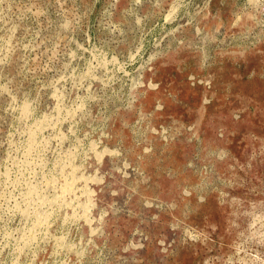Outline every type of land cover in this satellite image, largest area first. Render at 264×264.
<instances>
[{
  "label": "rangeland",
  "instance_id": "1",
  "mask_svg": "<svg viewBox=\"0 0 264 264\" xmlns=\"http://www.w3.org/2000/svg\"><path fill=\"white\" fill-rule=\"evenodd\" d=\"M0 261L264 264V0H0Z\"/></svg>",
  "mask_w": 264,
  "mask_h": 264
},
{
  "label": "bare ground",
  "instance_id": "2",
  "mask_svg": "<svg viewBox=\"0 0 264 264\" xmlns=\"http://www.w3.org/2000/svg\"><path fill=\"white\" fill-rule=\"evenodd\" d=\"M196 1H197V0H196ZM203 1H204V0H203ZM173 2H174V1H173ZM188 3H189V2H188ZM192 4H193V3H192ZM194 4H195V3H194ZM132 5H133V3H132ZM174 5H175V4H174ZM200 5H201V4H200ZM177 6H178V5H177ZM177 6H176V7H177ZM180 6H181V5H180ZM176 7H175V8H176ZM201 7H202V6H201ZM190 8H191V7H190ZM172 10H173V9H172ZM195 11H196V10H195ZM172 14H174V13H172ZM172 16H173V15H172ZM169 17H170V16H169ZM238 18H240V17H238ZM167 20H169V19H167ZM171 20H172V19H171ZM193 25H194V24H193ZM202 28H203V27H202ZM196 30H197V32L199 33V28H198V27H197ZM202 30H203V29H202ZM247 30H248V29H247ZM170 32H173V31H170ZM176 32H177V31H176ZM194 32H195V31H194ZM198 33H197V34H198ZM201 33H202V31H201ZM206 33H207V32H206ZM169 34H170V33H169ZM197 34H196V35H197ZM203 34H204V33H203ZM173 35H174V34H173ZM173 35H172V36H173ZM170 36H171V35H170ZM199 37H200V36H199ZM163 38H164V37H163ZM177 40H178V39H177ZM201 40H202V39H201ZM172 41H174V39H173ZM199 41H200V40H199ZM202 41H203V40H202ZM197 42H198V41H197ZM199 43H200V42H199ZM156 45H159V43L156 44ZM167 45H168V44H167ZM203 45H204V44H203ZM199 47H200V46H199ZM199 49H200V48H199ZM203 50H204V49H203ZM164 51H165V50H164ZM152 53H153V52H152ZM163 54H164V53H163ZM205 54H206V53H205ZM150 55H151V54H150ZM152 55H153L152 57L154 58V54H152ZM159 56H160V55H159ZM114 57H115V56H114ZM156 58H157V57H156ZM150 59H151V58H150ZM104 64H105V62H104ZM140 66H141V65H140ZM145 67H146V66H145ZM141 68H142V67H141ZM145 69H146V68H145ZM136 78H137V77H136ZM133 79H134V78H133ZM150 85H151V84H150ZM132 87H133V86H132ZM136 88H137V87H136ZM131 91H132V90H131ZM143 97H144V96H143ZM134 100H135V99H134ZM204 101H205V100H204ZM204 101H203V102H204ZM131 102H132V101H131ZM156 107H157V106H156ZM25 111L28 112V111H27V108H26ZM25 111H24V112H25ZM140 113H141V112H140ZM139 116H140V115H139ZM145 116H147V115H145ZM147 117H148V116H147ZM137 121H138V120H137ZM39 128H40V126H39ZM39 128H38V129H39ZM31 130H32V129H31ZM34 131H35V130H34ZM152 131H153V130H152ZM30 132H31V131H30ZM155 132H156V131H155ZM163 132H164V131H163ZM30 134H31V133H30ZM35 134H36V133H35ZM35 134H34V135H35ZM161 134H162V133H161ZM172 134H173V133H172ZM162 135H163V134H162ZM30 136H32V135H30ZM30 138H31V137H30ZM35 138H36V137H34L33 139H35ZM33 139H31V140H33ZM164 140H165V139H164ZM34 141H35V140H34ZM29 142H30V140H29ZM31 142H32V141H31ZM36 142H37V139H36ZM92 143H93V142H92ZM32 144H33V143H32ZM34 144H35V143H34ZM92 145L95 146L94 144H91V146H92ZM31 146H32V145H30V147H31ZM93 146H92V147H93ZM150 147H151V146H150ZM88 149H89V148H88ZM104 149H105V148H104ZM117 150H118V149H117ZM149 151H150V150H149ZM90 152H91V151H90ZM106 152H107V151H106ZM116 152H118V151H116ZM116 152H115V153H116ZM99 153H100V152H99ZM115 153H114V154H115ZM120 153H121V152H120ZM92 154H93V153H92ZM96 154H97V153H96ZM99 156H100V155H99ZM111 156H112V155H111ZM118 156H119V155H118ZM112 157H114V156H112ZM121 157H122V156H121ZM121 157H120V158H121ZM95 158H96V156H95ZM96 160H97V159H96ZM101 160H102V159H101ZM101 160H100V162H101ZM122 164H123V162H122ZM73 166H75V165H73ZM79 168H80V167H79ZM79 168H78V169H79ZM121 168H123V167H121ZM73 169H74V168H73ZM119 170H120V169H119ZM74 171H75V170H74ZM81 172H82V171H81ZM119 172H120V171H119ZM70 173H71V172H70ZM73 173H74V172H73ZM94 173H95V172H94ZM79 174H80V173H79ZM89 175H90V174H89ZM66 177H67V176H66ZM66 177H65V178H66ZM72 177H73V176H72ZM67 178H68V177H67ZM79 178H83V176H82V177H79ZM87 178H88V177H87ZM89 178H90V177H89ZM92 178H93V177H92ZM73 180H75V179L73 178ZM86 180H87V179H86ZM86 180H85V183H86ZM92 180H93V179H90V181H92ZM95 180H96V179H95ZM95 180H94V181H95ZM70 181H71V180H70ZM78 181H79V180H78ZM82 181H84V180H82ZM64 182H65V181H64ZM66 183H67V182H66ZM78 183L80 184V182H78ZM82 183H83V182H82ZM101 183H102V182H101ZM64 184H65V183H64ZM72 184H73V183H72ZM66 185H68V183H67ZM84 185H85V184H84ZM81 186H82V185H81ZM30 187H31V186H30ZM35 187H36V186H35ZM35 187H34V188H35ZM47 187H48V186H47ZM49 187H50V186H49ZM50 188H51V187H50ZM60 188H61V187H60ZM65 188H66V187H63V189H65ZM70 188H71V190H72V187H70ZM80 188H81V187H80ZM74 189H75V188H74ZM86 189H88V188H86ZM86 189H85V190H86ZM36 190H37V188L35 189V191H36ZM86 191H87V190H86ZM90 191H91V190H90ZM65 192H66V189H65ZM84 192H85V191H84ZM87 192H88V191H87ZM28 193H29V192H28ZM63 193H64V192H63ZM85 193H86V192H85ZM30 194H31V193H30ZM69 194H70V193H69ZM73 194H74V193H73ZM58 195H59V194H58ZM81 196H82V195H81ZM69 197H70V196H69ZM86 197H87V196H86ZM75 198H76V197H75ZM83 198H84V197H83ZM87 198H88V197H87ZM58 199H59V198H58ZM62 200H63V199H62ZM70 200H71V199H70ZM74 200H75V199H74ZM90 200H91V199H90ZM64 201H65V200H64ZM71 202H72V201H71ZM87 202H88V201H87ZM61 203H62V202H61ZM67 204H69V202H68ZM78 204H79V203H78ZM34 205H35V204H34ZM59 205H60V204H59ZM84 205H85V204H84ZM90 205H91V204H90ZM35 206H36V205H35ZM76 206H77V204H76ZM85 206H86V205H85ZM29 207H30V205H29ZM29 207H28V208H29ZM55 207H56V206H55ZM69 207H70V206H69ZM72 207H73V206H72ZM80 207H81V206H80ZM51 208H52V206H51ZM82 208H84V207H82ZM62 209H63V208H62ZM89 209H90V208H89ZM26 210H27V209H26ZM43 210H44V209H43ZM81 210H82V209H81ZM86 210H87V207H86ZM30 211H31V210H30ZM84 211H85V210H84ZM25 212H26V211H25ZM45 212H47V210H45ZM51 212H52V211H51ZM51 212H50V213H51ZM53 212H54V211H53ZM87 212H89V211H87ZM26 213H27V212H26ZM26 213H25V215L30 216L29 214H26ZM48 213H49V212H48ZM48 213H47V214H48ZM62 213H63V212H62ZM75 213H76V212H75ZM77 213H78V211H77ZM81 213H82V212H81ZM85 213H86V212H85ZM85 213H84V214H85ZM37 214H38V212L36 213V215H37ZM40 214H41V213H40ZM63 214H64V213H63ZM78 214H79V213H78ZM65 215H66V214H65ZM69 215H70V214H69ZM75 215H76V214H75ZM85 215H86V214H85ZM45 216H47V215H45ZM45 216H44V217H45ZM73 216H74V215H73ZM82 216H83V215H82ZM86 216H87V215H86ZM86 216H85V218H86L87 220L90 219V218H87ZM36 217H37V216H36ZM41 217H43V215H42ZM50 217H51V216H50ZM60 217H61V212H60ZM99 217H100V216H99ZM39 218H40V217H39ZM46 218H47V217H46ZM68 218H69V217H68ZM37 219H38V218H37ZM40 219H41V218H40ZM59 219H60V218H59ZM62 219H63V218H62ZM81 219H82V218H81ZM57 220H58V219H57ZM57 220H56V221H57ZM99 220H100V219H99ZM39 221H40V220H39ZM39 221H38V223H39ZM45 222H46V221H45ZM47 222H48V221H47ZM47 222H46V223H47ZM36 223H37V222H36ZM42 223H44V222H42ZM76 223H77V222H76ZM84 223H85V222H84ZM78 224H79V223H78ZM3 225H4V224H3ZM3 225H2V226H3ZM41 225H42V224H41ZM44 225H46V224H44ZM47 225H48V224H47ZM50 225H51V224H50ZM78 226H79V225H78ZM78 226H77V227H78ZM25 227H26V225H25ZM25 227H24V229H25ZM95 228H96V227H95ZM31 229H32V228H31ZM50 229H51V228H50ZM47 230H48V229H47ZM96 230H97V229H96ZM100 230H101V229H100ZM32 231H33V229H32ZM32 231H31L30 233H32ZM35 231H37V230H35ZM93 231H94V230H93ZM15 232H16V231H15ZM48 232H49V231H48ZM48 232H47V233H48ZM96 232H97V231H96ZM10 233H11V232H10ZM23 233H24V232H23ZM37 233H38V231H37ZM37 233H36V234H37ZM39 233H41V232H39ZM47 233H46V235H48ZM49 233H50V232H49ZM11 234H13V233H11ZM11 234H10V236H11ZM34 234H35V233H34ZM93 234H94V233H93ZM20 235H21V234H20ZM20 235H19V236H20ZM26 235H27V234H25V236H26ZM31 235H32V234H31ZM37 235H38V234H37ZM21 236H22V235H21ZM35 236H36V235H35ZM41 237H42V236H41ZM49 237H50V236H49ZM33 238H34V236H33ZM52 238H53V237H52ZM22 239H23V238H22ZM29 239H31V238H29ZM35 239H36V237H35ZM10 240H12V239H10ZM23 240H24V239H23ZM42 240H43V239H42ZM46 240H47V239H46ZM50 240H51V239H50ZM56 240H57V239H56ZM19 241L21 242V240H19ZM48 241H49V240H48ZM26 242H27V241H26ZM26 242H25V243H26ZM28 242H29V241H28ZM1 243H2V242H1ZM7 243H8V242H7ZM24 245H25V244H24ZM5 246H6V245H5ZM47 246H48V245H47ZM6 247H7V246H6ZM20 247H21V246H20ZM42 247H43V246H42ZM4 248H5V247H4ZM1 249H2V248H1ZM25 249H26V248H25ZM41 249H42V248H41ZM52 250H53V248H52ZM58 250H59V249H58ZM61 250H62V249H61ZM39 251H40V250H39ZM45 251H46V250H45ZM78 251H80V250H78ZM6 252H7V250H6ZM23 252H24V251H23ZM49 252H50V251H49ZM73 252H74V250H73ZM21 253H22V252H21ZM24 253H25V252H24ZM35 253H36V252H35ZM41 253H42V252H41ZM59 253H60V252H59ZM63 253H65V252L63 251ZM79 253H80V252H79ZM81 253H82V252H81ZM5 254H6V253H5ZM33 254H34V251H33ZM38 254H39V253H38ZM38 254H35V255L38 256ZM51 254H52V253H51ZM51 254H50V255H51ZM77 254H78V253H77ZM24 255H25V254H24ZM52 255H54V254H52ZM81 255H82V254H81ZM30 256H31V255H30ZM17 257H18V256H17ZM25 257H26V256H25ZM35 257H36V256H35ZM50 257H51V256H50ZM62 257H63V256H62ZM18 258H19V257H18ZM2 259H4V258H2ZM2 259H1V260H2ZM24 259H25V258H24ZM28 259H29V258H28ZM35 259H36V258H35ZM43 259H44V258H43ZM78 259H79V258H78ZM16 261H17V260H16ZM18 261H19V260H18ZM23 261H24V260H23ZM50 261H51V260H50ZM50 261H49V262H50ZM0 262H1V261H0ZM19 262H20V261H19ZM26 262H27V261H26ZM45 262H46V261H45ZM65 262H66V261H65ZM78 262H79V261H78ZM13 263H14V262H13ZM39 263H40V262H39ZM50 263H51V262H50ZM11 264H12V263H11ZM27 264H29V263L27 262ZM51 264H53V263H51ZM74 264H75V263H74ZM87 264H88V263H87Z\"/></svg>",
  "mask_w": 264,
  "mask_h": 264
}]
</instances>
